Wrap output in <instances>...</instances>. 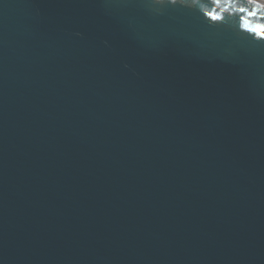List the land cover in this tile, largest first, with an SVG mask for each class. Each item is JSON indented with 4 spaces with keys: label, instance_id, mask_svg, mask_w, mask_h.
I'll use <instances>...</instances> for the list:
<instances>
[{
    "label": "water",
    "instance_id": "water-1",
    "mask_svg": "<svg viewBox=\"0 0 264 264\" xmlns=\"http://www.w3.org/2000/svg\"><path fill=\"white\" fill-rule=\"evenodd\" d=\"M214 6L0 0V264H264V39Z\"/></svg>",
    "mask_w": 264,
    "mask_h": 264
},
{
    "label": "snow or ice",
    "instance_id": "snow-or-ice-1",
    "mask_svg": "<svg viewBox=\"0 0 264 264\" xmlns=\"http://www.w3.org/2000/svg\"><path fill=\"white\" fill-rule=\"evenodd\" d=\"M244 2L251 5V7L240 6L241 0H212L215 6L205 12L204 15L213 21H219L223 20L225 13L235 11L241 14L240 22L244 31L264 39V22L257 24L255 27L249 26L250 19H254L258 15L264 21V15H260L262 10H264V4L259 3L258 0H244ZM173 3H175V0H173Z\"/></svg>",
    "mask_w": 264,
    "mask_h": 264
},
{
    "label": "bare ground",
    "instance_id": "bare-ground-1",
    "mask_svg": "<svg viewBox=\"0 0 264 264\" xmlns=\"http://www.w3.org/2000/svg\"><path fill=\"white\" fill-rule=\"evenodd\" d=\"M260 1L264 2V0H260Z\"/></svg>",
    "mask_w": 264,
    "mask_h": 264
}]
</instances>
